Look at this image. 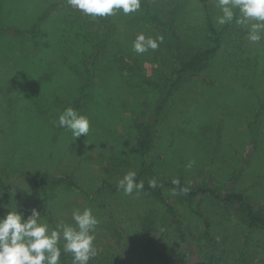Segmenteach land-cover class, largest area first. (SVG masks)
<instances>
[{"label":"rangeland","instance_id":"rangeland-1","mask_svg":"<svg viewBox=\"0 0 264 264\" xmlns=\"http://www.w3.org/2000/svg\"><path fill=\"white\" fill-rule=\"evenodd\" d=\"M219 14L215 0H141L138 12L96 19L66 0H0V217L16 210L26 219L35 208L51 230L74 225L72 210L89 207L99 224L88 264H158L139 256L144 230L162 240L172 264H200L201 220L178 230L158 200L144 190L125 196L118 179L136 171L137 182L155 178L162 192L174 179L238 190L264 210V39L249 42L234 21L218 26ZM209 20L222 33L219 50L182 79L140 155L139 126L174 63L207 44ZM37 22L36 35L15 34ZM140 33L164 42L137 55ZM69 106L88 117L87 137L53 125ZM43 174L73 186L48 201L37 185ZM198 201L223 264H264V230Z\"/></svg>","mask_w":264,"mask_h":264},{"label":"clouds","instance_id":"clouds-1","mask_svg":"<svg viewBox=\"0 0 264 264\" xmlns=\"http://www.w3.org/2000/svg\"><path fill=\"white\" fill-rule=\"evenodd\" d=\"M66 3L93 19L114 16L118 12L127 16L141 8V0H66ZM215 6L220 12L215 17L218 26L234 21L246 30L249 42L258 43L264 39V0H215ZM163 42V36L153 38L140 33L132 42V51L142 55L149 50L155 51ZM53 125L64 128L74 139L82 135L87 137L90 131L88 117L71 106L59 113ZM194 163L190 161L187 167L191 168ZM136 178V171H128L117 180V189L125 196L138 197L144 189V181L137 182ZM172 183L179 186L180 181L174 179ZM148 187L156 188L157 180H148ZM180 191L186 194L188 189ZM173 194H176L175 189ZM71 218L74 225L60 222L50 230L35 208L26 219L23 213L8 211L0 217V264H60L61 240L63 251L71 253L72 264H88L97 254L94 233L99 220L89 207L73 209Z\"/></svg>","mask_w":264,"mask_h":264},{"label":"trees","instance_id":"trees-1","mask_svg":"<svg viewBox=\"0 0 264 264\" xmlns=\"http://www.w3.org/2000/svg\"><path fill=\"white\" fill-rule=\"evenodd\" d=\"M209 31L207 44L197 48L193 52L179 58L173 65L171 75L166 79L160 89V95L149 113L147 119L139 126L137 138V151L140 155L149 152L154 140V133L161 124L170 106L171 99L179 89L182 79L190 73L202 72L208 62L214 58L220 48L222 33L215 30L211 20L208 21ZM39 30V22L34 25L31 32L15 31L17 35H36ZM37 185L41 188L42 196L48 201L55 200V191L61 192L73 186L70 177L49 179L43 174ZM179 186L165 184L164 192L160 186L149 188L148 182H144V191L158 200L167 210L171 220L178 225V230L186 228L192 220H201L203 229L200 238L197 240L200 264H223L222 257L214 252V242L210 231V224L197 208L200 198H208L224 209L225 212L233 213L248 228L264 230V210L255 207L245 195L238 190L221 191L216 187L207 184L189 185L180 180ZM187 188L185 194L180 191ZM175 189L176 194H173ZM6 190L0 181V192ZM139 240V256L147 262L158 264H172L173 257L169 254L167 247L162 240H157L148 231H143ZM183 236V235H181ZM60 264H72V260L61 249ZM238 264H251L250 261L240 258Z\"/></svg>","mask_w":264,"mask_h":264}]
</instances>
